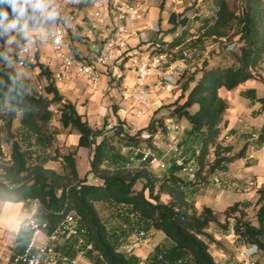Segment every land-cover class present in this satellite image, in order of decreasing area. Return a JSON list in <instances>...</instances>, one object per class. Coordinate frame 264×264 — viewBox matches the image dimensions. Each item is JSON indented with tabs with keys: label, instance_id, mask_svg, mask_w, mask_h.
Segmentation results:
<instances>
[{
	"label": "trees",
	"instance_id": "1",
	"mask_svg": "<svg viewBox=\"0 0 264 264\" xmlns=\"http://www.w3.org/2000/svg\"><path fill=\"white\" fill-rule=\"evenodd\" d=\"M37 4V0H0V31L39 25ZM191 10L192 16L171 13L169 33L174 36L170 40H150L152 53H173L178 60L187 52L191 59L180 80L178 98L166 113L158 108L150 114L146 139L141 136L143 130L128 132L123 121L110 131L94 129L76 104L60 93L49 66L37 65L46 81L47 96L43 97L32 81L15 72L12 63L17 56L5 49L4 54L11 57L6 61L0 54V201L23 203L29 209L37 204L36 217L47 224L48 233L73 215L84 231V241L93 245L85 254L92 264H219L210 251L215 242L209 232L212 225L225 233L232 224L241 244L255 246L264 254V187L257 190V226L249 218L250 202L228 207L221 223L211 207L199 210L195 200L200 187L210 183L214 174L225 172L227 165L245 156L246 145L236 153L232 145L222 142L229 105L220 90L234 91L249 80L264 82L260 73L264 0H194ZM178 27H182L180 32ZM213 45L219 46V53L208 51ZM232 45L234 49L228 50ZM225 51L231 54L228 63L206 58L207 53L220 57ZM122 79L113 78L118 81L116 87ZM112 113H117V106L112 105ZM56 117L69 134L79 135L74 150L63 152L57 145V133L51 126ZM167 119L190 124L183 143L195 150L190 158L196 163L193 181L181 176L174 163L161 171L148 163L143 168L130 166L134 148L156 150L154 139L165 132ZM80 148L90 150L88 173L101 184H90L79 176ZM126 149L129 154L123 152ZM59 160L61 170L47 167L50 161ZM163 194L168 201H162ZM100 208L107 212L105 218ZM153 231L162 232L165 238L145 260L124 251L131 238L143 233L150 239ZM32 234L25 221L17 236L19 253L26 250ZM80 249L76 237L56 244V250L71 260Z\"/></svg>",
	"mask_w": 264,
	"mask_h": 264
},
{
	"label": "built area",
	"instance_id": "2",
	"mask_svg": "<svg viewBox=\"0 0 264 264\" xmlns=\"http://www.w3.org/2000/svg\"><path fill=\"white\" fill-rule=\"evenodd\" d=\"M50 14L46 17L40 11L43 23L34 25L38 31L33 38L25 41L16 52L17 67L31 71L37 93L46 97V81L39 74L37 67L43 47L53 53V82L56 86L71 84L74 80L86 79L94 89L100 87L103 75L113 68V77L121 79L120 70L131 73L134 79L132 87L121 89L114 86L129 101L131 113L137 118H150L154 108L162 102L161 96L172 94L179 89L182 76L186 73V62L190 54L183 52L182 57L174 60L173 53H152L149 48L150 38L145 31L128 29V23L144 18L146 9L141 3L133 4L129 0H51ZM153 31L158 28L153 27ZM137 42L132 44L131 40ZM75 41L86 46L85 53H78ZM75 47L76 49H72ZM233 48V47H230ZM117 71V72H116ZM54 110V107H51ZM118 123L109 121L103 127L110 131ZM124 127L127 128L126 123ZM147 128V127H146ZM142 131V138L149 137L147 129ZM182 131L178 124H166L162 137H156L159 145L165 143L169 148L174 164L191 180L196 179V163L189 160L182 147ZM131 159L141 155V161L151 168L165 169L166 164L157 157L150 147H138L132 150ZM215 182H219L217 179ZM35 210L26 220V226L33 232L30 243L24 253L14 259V264H75L68 256L56 250L60 240L78 238L81 248L77 257L83 258L93 249L81 236L78 220L69 215L52 232H47V224L41 223ZM44 240L39 242V238ZM141 246L150 248L149 239L142 233L134 236L124 251L133 254ZM247 256L246 260L247 261Z\"/></svg>",
	"mask_w": 264,
	"mask_h": 264
},
{
	"label": "crops",
	"instance_id": "3",
	"mask_svg": "<svg viewBox=\"0 0 264 264\" xmlns=\"http://www.w3.org/2000/svg\"><path fill=\"white\" fill-rule=\"evenodd\" d=\"M44 1L46 3L45 5L36 8L43 12L44 16L47 17L50 14L49 5L51 0ZM136 2L137 3H131L143 4L142 1ZM143 5L147 10L146 5ZM141 20H146V24L149 22L147 24L149 25L148 29L150 28V30L153 31L152 28L155 23V18L153 17H147L144 19L142 18L138 21L129 22L128 29L130 31L141 30L146 32L147 29H144L146 26H137ZM41 23H43V20H41ZM18 30L25 31L23 32L24 42L33 38L34 35L38 33V31L33 30L32 27L18 28ZM131 42L132 44H135L137 41L132 39ZM3 43L5 44V41H3ZM74 45L77 47L78 53H85L86 46L82 42L75 41ZM8 46L11 45L9 44L6 47ZM230 47L228 50L231 51L234 49L233 45ZM208 51L219 53L220 49L218 45H213ZM9 53L11 54V51H9ZM224 53L229 52H222L220 57H212L207 53L206 58H208L210 62L221 61L223 63H228L230 59L228 61H224ZM10 59L11 57L7 55V53L3 55V60L9 61ZM40 62L46 66H49L52 71L54 70L55 64L51 50L43 47L42 54L40 56ZM12 66L17 75L22 78L16 69L14 62L12 63ZM186 67L190 68L188 60L186 62ZM22 69L31 73V71L28 69ZM260 73L264 78V64ZM110 79L111 78L108 75H103L101 85L97 89H94L92 86H90L86 79L82 78L74 80L71 84H62L57 87L66 100L76 104L78 112L86 116V119L94 129L102 128L106 119L109 121H114V123L123 121L127 124V126H129L131 130L135 131L146 128L149 125L150 118L139 119L134 114H132L129 101L123 98L120 93H116L114 91V86L116 83H118V81H113V79ZM79 82L84 84L85 89H87L89 92L90 98L84 99L81 96L82 92L76 88V83ZM133 85V76L131 73L127 72V75L123 76V79L120 81L119 88L124 89L125 87H132ZM176 92L177 91H174L172 94H164L161 96V98L164 100V98L171 97ZM220 96L225 99L229 105L226 115L227 123L224 125L221 135L223 144L232 145L234 147V152L236 153L239 152L245 145L247 146V149L245 156L242 159L230 163L227 165L225 172H217L211 178L210 183L200 187L198 195L195 199L196 205L199 210H201L205 205L211 207L218 214L219 221L224 223L225 216L223 213L228 207L232 206L235 202H250L253 204V206L248 211L249 218L250 221L257 226L258 224L255 217L256 211L258 209L257 201L259 199L257 190L261 187H264V82L249 80L234 91L221 89ZM90 99L99 104L100 110L98 113L81 112V106L85 105L88 107ZM112 105L117 106L116 114L112 113ZM157 108L158 107L154 108L152 113ZM174 123L181 127L182 147L185 154L188 156V159L192 160L190 158L192 157V152L195 150L189 143H183L187 132L190 130V124L186 120H182L180 122L176 121L175 119L166 120L167 125ZM51 126L52 129H54L57 133V145L62 148L61 150L63 152L70 151V147H77L79 135L76 132L69 134L67 130L62 128L57 117L53 120ZM129 128L127 127L126 130H128V132L131 134H134ZM159 136L162 137V134ZM159 143L160 141L156 137L154 139V145L156 149L155 154L162 160V162L166 164L167 168L174 162L171 154L169 153L168 146L163 143L157 148ZM123 152L125 154H129L127 149ZM80 158L82 159V172L78 168V161ZM90 159V150L86 148L78 149L77 169L79 176L81 178H87L90 184L99 185L101 182L88 173L90 170ZM130 166L132 168H143L145 163L140 159L135 158L133 160L131 159ZM47 167L50 169L61 170L62 162L61 160L50 161L47 164ZM165 169L154 168L155 171H161ZM180 174L187 180L193 181L187 174L183 172ZM216 179L219 182L216 183ZM231 194L237 196L236 201L233 203H230L231 198L229 195ZM34 210V204L31 205V208L29 209L23 203L0 201V264H14L15 257L25 252H18L21 245L17 247V236L22 224L31 216ZM209 232L215 238V242L210 245V251L219 264H264V254L260 252L255 246H246L241 244L240 241L237 240L232 228V224L230 229L225 233L220 232V230L215 225L210 227ZM160 233L161 232L159 231L151 232L149 239L150 248L147 246H141L133 254L145 260L147 256L153 251L155 246H157L165 238V235L162 238ZM44 239V236L40 237L39 242L43 241ZM63 241L64 240H60L57 244H62ZM246 256L248 257L247 261H245ZM75 264L92 263L86 257H76Z\"/></svg>",
	"mask_w": 264,
	"mask_h": 264
},
{
	"label": "rangeland",
	"instance_id": "4",
	"mask_svg": "<svg viewBox=\"0 0 264 264\" xmlns=\"http://www.w3.org/2000/svg\"><path fill=\"white\" fill-rule=\"evenodd\" d=\"M47 1V0H46ZM133 3H137L136 1H142L143 4L146 5L147 10H146V14L144 18H155V23L154 26L155 28H158V31H153L150 30V28L148 29L149 25H147L149 22H147L146 24V20H141L137 26H146L144 29H147L146 32L149 34V38L150 40L153 39H157V40H170L174 35L169 33V30L171 29V26L168 23L169 20V16L171 15V13H176L179 14L181 17L182 16H192L193 11L191 10L192 4L194 2V0H129ZM38 4L35 5L36 7L39 6H43L45 5V1L44 0H37ZM163 6V7H162ZM180 17V18H181ZM143 18V19H144ZM182 29V27H178V29L176 30L177 32H180ZM25 31H20L18 30L17 27H8L6 29V31H0V36H2L3 41H5V44L3 43L2 40H0V54H4V50L6 49L8 52L11 51V56L15 57L16 56V52L17 49L20 45H22L24 43V33ZM4 44V45H3ZM11 45L6 47L7 45ZM72 49H76L75 47H73ZM216 56V55H215ZM231 58V54L230 53H224L223 54V59L224 61H228ZM191 58L188 59V61ZM14 64L16 66V69L18 70L19 74L21 75V77L23 79H29L30 81L33 82V77L31 75V73H29L28 71L23 70L20 67H17L16 62L14 61ZM120 74L122 76L127 75V72L123 69H121ZM108 76L113 79V68L109 70L108 72ZM110 79V80H111ZM76 88L79 89L82 92V97L84 99H88L90 98L89 96V92L87 91V89H85L84 84H82L81 82L76 83ZM179 89H177L176 93L173 94V96L171 97H166L164 98V100L162 101V103L159 105L158 108H161L160 113H166L167 112V108L178 98V96L180 95V93L178 92ZM157 108V109H158ZM100 110V106L99 104H97L94 100L90 99L89 102V106L86 107L85 105L81 106V112L82 113H98ZM153 114V113H152ZM127 126V124H126ZM129 128V126H127ZM130 129V128H129ZM131 132L136 133L138 130H131ZM135 131V132H134ZM70 150H74V147H70ZM4 150L6 153H8L9 147L5 146ZM82 159L80 158L78 161V168L79 170L82 172L83 168H82ZM229 197L231 198L230 203H233L234 201H236V195H229ZM168 196L166 194L162 195V201H168ZM101 209V213H102V217H106L107 216V212L105 211V209L100 208ZM160 236L163 238L164 234L161 232Z\"/></svg>",
	"mask_w": 264,
	"mask_h": 264
}]
</instances>
